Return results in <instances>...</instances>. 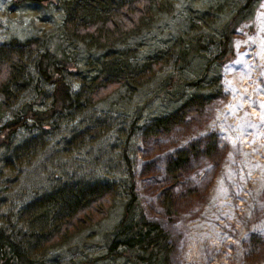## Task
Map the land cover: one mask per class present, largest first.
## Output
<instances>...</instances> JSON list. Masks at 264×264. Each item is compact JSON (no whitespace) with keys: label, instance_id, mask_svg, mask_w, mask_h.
<instances>
[{"label":"rangeland","instance_id":"rangeland-1","mask_svg":"<svg viewBox=\"0 0 264 264\" xmlns=\"http://www.w3.org/2000/svg\"><path fill=\"white\" fill-rule=\"evenodd\" d=\"M168 1L169 14L127 42L138 59L171 44L179 31L191 34L196 27L191 21L199 22L195 11L211 0ZM61 22L57 0H0V42L35 38L42 43L61 30ZM232 48L214 86L217 98L202 115L168 134L146 137L139 126L179 105L154 95L169 64L135 92L120 88L68 125L40 132L36 140L44 145L23 162L6 157L11 145L32 136L28 131H20L10 146H0V223L16 224L21 205L65 181L109 179L122 185L128 157L144 214L171 233L174 264H264V0L235 27ZM83 52L77 67L70 68L73 73L89 68V53ZM197 66L191 76L197 75ZM72 74L68 78L76 86L79 75ZM14 110L0 109V119ZM138 111L142 117L133 127ZM87 126L102 129L96 136L73 138ZM209 139L217 155L204 154ZM187 150V162L175 180L167 164ZM166 191L172 198L162 203ZM123 201L121 188L107 216L49 249L47 263L72 264L104 253Z\"/></svg>","mask_w":264,"mask_h":264},{"label":"trees","instance_id":"trees-1","mask_svg":"<svg viewBox=\"0 0 264 264\" xmlns=\"http://www.w3.org/2000/svg\"><path fill=\"white\" fill-rule=\"evenodd\" d=\"M57 1L62 12L60 31L47 35L42 43L35 38L0 42V109L15 107L9 118L0 119V146H10L22 130L32 134L11 145L7 161L23 162L33 156L44 145L36 140L40 132L68 125L120 88L135 92L168 64L154 95L169 103L179 101V105L138 125L144 136L168 134L189 118L202 115L217 98L214 86L221 78L220 67L233 56L235 27L261 0H211L195 11L199 22L191 21L192 27L196 25L191 34L179 31L171 44L143 59L126 44L169 14L168 0ZM81 50L89 53V68L73 73L70 68L77 67ZM196 65L198 73L191 76ZM70 74L79 75L78 85L69 80ZM141 117L138 111L133 127ZM101 129L87 126L73 138L96 136ZM209 142H205L204 154L217 155L215 144ZM189 153L179 151L168 162L167 172L175 180ZM125 160L128 175L122 185L109 179L70 180L21 205L16 224L0 223V264H48L49 249L105 218L121 188V216L105 252L72 264L118 259L126 264H174L171 233L144 214L128 157ZM166 193L162 203L171 201V192Z\"/></svg>","mask_w":264,"mask_h":264},{"label":"water","instance_id":"water-1","mask_svg":"<svg viewBox=\"0 0 264 264\" xmlns=\"http://www.w3.org/2000/svg\"><path fill=\"white\" fill-rule=\"evenodd\" d=\"M30 1H34V2H46L48 0H30Z\"/></svg>","mask_w":264,"mask_h":264}]
</instances>
